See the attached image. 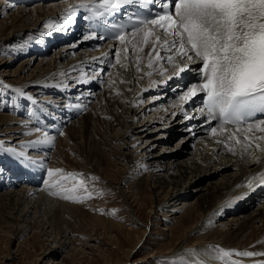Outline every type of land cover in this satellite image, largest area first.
Masks as SVG:
<instances>
[{"label":"bare ground","instance_id":"obj_1","mask_svg":"<svg viewBox=\"0 0 264 264\" xmlns=\"http://www.w3.org/2000/svg\"><path fill=\"white\" fill-rule=\"evenodd\" d=\"M9 1L12 2L14 0ZM9 1L0 0V16L5 15L7 10L11 8V3ZM36 1L37 2L34 3L39 4H33V6L28 9L17 8L18 10L12 12L8 18H3V20L0 21V49L5 48L7 43H10L12 39L20 40V38H24L25 36L28 37L30 34L40 35L41 31L39 30L43 28L50 35L49 26L47 24H56L63 13L65 16L67 10L71 6V3H81V0H62L53 2L52 4H43L44 2L50 0ZM20 2H25L27 4L29 0H20ZM78 28H80V26H78ZM7 30L10 31L7 33ZM81 30L82 28H80V31ZM36 31L39 32L36 33ZM46 31L44 33H46ZM117 42L119 41L109 42L105 46L106 48L104 47L102 54L99 52L100 54L98 53L97 55H93L84 53L82 51L83 53H81L83 55L81 54L76 58H70L65 64H59L57 61H54L52 64V62L42 59V61H45L50 67L45 69V71H42L43 69L40 70L38 65L35 66L34 69H38L37 73L33 71L35 74L32 77L30 76L31 78H20L19 88L27 90L33 89L32 91L35 93L40 91H48L50 93L62 94L64 96H66V93L78 94L77 90H81L82 92L88 91L86 89H89L91 84H99L102 76H100V73L97 75V73L98 71L102 72L103 68H105L107 65V60L111 58L112 51L115 49ZM78 44L74 41V43L71 42L61 46L55 55L59 57H65L70 54L71 50L78 46ZM34 45H32V47ZM139 46L140 45H137V49ZM125 47L129 48L127 53L123 51ZM28 50H30V48ZM150 51L151 45L145 46L143 52L138 51L139 53L136 54V51L134 52L131 50L130 45L125 44L120 50V63L118 64L115 62L113 68L111 69V75L108 76L106 80H104V92L100 95V97H103V108L98 106L92 107L90 110H88L89 117L92 118V121L91 119H83L81 128L76 129L75 126L70 125L66 128L65 132L67 133L70 140H73L77 133H82V135L88 136V132H92L93 137L90 141V143H92V147L88 148L86 156H84L85 159L90 158L92 161L94 160L97 167L98 164H96V161L99 162L105 151H103V149L108 147L107 149H110V153L116 156V160L123 162V167L127 168L126 177H122V182H125L127 180V176L132 174L130 169H132L134 165L140 166L142 171L144 168H148L151 171L150 173H142L141 171L140 173H137V176H139L137 179H135L132 188L137 189V194H139L140 199L141 196L145 194V187H151V189L154 190L156 194H158L157 196L160 197V199L162 198V202H158L157 204L158 211H163L171 206L169 203L171 201L179 199L186 200L190 198V196L197 197L193 205L186 206L187 208L184 209L185 211L177 220V225L182 229V244L178 245L179 247L172 251L171 254L182 255V251L184 249L183 244L189 241L188 239H192V235L199 231H203L204 236L200 239V241L197 239L195 243L200 245V248L204 249L208 256L212 257L210 260L208 259L211 264H217V261H221V259L215 257V253L212 252L214 251V248L210 246L220 245L225 248H230L232 246H244L249 248L250 246H254L256 252H264V203L261 207L257 208V211L251 216L239 217V219L237 218V220L234 221L235 217L243 212V202H247L249 205L256 203L259 201V192L264 193V181L261 180V176H264V139H261V137H264V131H261L258 128H253L251 131H247V126L243 127L242 130L237 133V136H239L242 141V143L238 144L236 143L235 139L228 142V136L233 132H236L237 127L227 128V132L225 133H221L220 128H218L217 134H212L211 136L213 140H209L205 137H199L200 140L205 142L197 143V150L195 152L194 158L192 157L193 159L190 162L181 161L170 165L164 162L161 163L160 156L156 157L157 155L147 154V147L142 149V147H140L137 143V139L134 140L132 136L138 133V131L135 130L137 128L136 125L142 124L144 122L143 119L147 118L145 114L149 111H152L155 105L157 106L156 108H161L160 111H163V114H156L153 123L157 122L159 125H154L152 123L153 128L155 127L163 129L165 125L161 126L160 122L163 120H170V123L173 126H171L172 129H175L178 127V125L179 127H186L188 125L189 127L187 132L189 133L190 128L194 125L193 119L190 123H188L190 120L185 119L184 115L179 116L180 112L183 113L184 110L188 109L187 103L189 101L185 102L181 100L180 96L183 95V92L176 91L174 88H172V94L166 90L167 93L165 98L162 94H155V97L153 96L155 102L150 103V105L144 107L141 110L138 108V104L141 103L143 96L147 95L149 97V95L157 93L161 86H163L164 80L170 76H173V73L176 70L173 64L166 63L164 60H156L154 55L152 57L153 66L149 68L148 53ZM160 51L161 55L164 57H167L170 54L163 50ZM137 56L141 57L139 61L136 59ZM5 59L6 58L0 57V71H4V69L9 67L11 63L9 60L12 58ZM177 60H179V57H177ZM32 62V58H27L22 61L17 67L19 73L25 72ZM137 63H139V71L136 70ZM122 64L127 65V67H121ZM190 67L195 68L197 65H190ZM86 69H95V72H97L96 74L94 73L95 77L88 79V83H77V80L82 76L86 79L88 78L85 76L87 74L85 72ZM149 72L151 75H146V73ZM63 75L68 76L67 78L69 81H72L73 84H70L69 86L66 83H63V81H65ZM74 85L76 86L73 87ZM81 86L84 87L81 88ZM117 92H119V95H117ZM177 95L179 96L180 100L175 99ZM67 111L70 112V109ZM71 114L74 113L71 112ZM188 115L195 116V114L192 113H189ZM33 119H36V123L39 122L37 113H35ZM11 121L12 120L9 117L0 115V132L5 134L10 133L13 130L15 131V129L18 127L12 126ZM16 122H19V119H16ZM113 123L119 126L118 130H121L120 133L117 131V129H111ZM145 126L146 124H143L141 127L144 129ZM196 128H198L200 131L195 135H187L186 138L189 137V139H192L196 138V136H202L205 134L201 131V126L195 125L194 129ZM108 129L110 131L115 130L118 132V137H115L116 134L106 135ZM37 134L39 135V132ZM8 136H10V134H8ZM139 137L137 136L136 138ZM244 137H249L251 139V146H246L247 141L244 140ZM37 139H33V137L31 139H25L23 143V150L27 151V147H29V150L36 149L37 146H31L30 142ZM221 141L227 142V146L225 143H221ZM111 143H118V149L111 148ZM257 145H259V147H257ZM55 148L56 153L54 152V156L57 155V159H62V154L65 155L67 153L66 148L61 146L59 140L55 145ZM125 148L128 150H124ZM229 148H232L233 150L230 151ZM143 150H145V152ZM219 153L223 154L224 156L218 165L214 164V168H218V172L221 173L227 168H230L228 167L230 165L232 166V168H230L231 172L223 174L221 181L219 182L205 185L199 184L195 186L194 184L195 182H198V180L202 183V176L206 175L207 172L206 167L209 164H213V162H215V159H217ZM44 156L47 157L48 155L44 153ZM176 156L177 155H170V157L173 159H175ZM64 161L69 165L68 161ZM175 161L176 160H173V162ZM2 163L6 164V166H10L13 161L7 162V159L2 158ZM51 167H53V165H50V168ZM114 167L116 168L115 172H125V169L122 170L118 168L117 165H114ZM102 171L105 172V176H108L113 175L112 172L114 170L110 171L108 167H105L102 168ZM118 173L117 175H119ZM1 175L5 178L6 173L2 172ZM47 178L48 180H46L43 185L46 187L45 191H48V193L44 195L39 192V195L34 199L32 196L34 195L36 188H33L32 186L23 187L19 190L8 189L0 193V218L2 219V217H4V219H6L7 223L9 224H7L9 231L16 239L22 237L29 227L30 222L27 218L29 217V213H31L30 208L34 207V210H36L35 212H41L42 206H45L44 203L47 199L46 195L50 194L51 191L56 190L49 188L48 184L58 177L48 176ZM249 183L252 185L251 188L249 187ZM11 184L13 185L14 183L12 182ZM3 185L4 184H0V189ZM43 195L45 197H43ZM76 195L78 194L76 193ZM125 198H127V196H125ZM140 200V205H144V198ZM81 202L82 201L78 202V206H72L63 201L54 208V216L56 219L54 216L52 217L55 220L51 221V227L52 229L53 227L57 229L56 234L60 237V239H70L68 234H71L72 232H69V228L72 230V228H75V225H78V227H83L81 223L84 224V222L81 221V219L84 217L83 213L85 210L83 209L84 206L81 204ZM171 210H174L172 213L173 215H176L180 212V210L176 208ZM222 213H226L225 216L236 215L233 216L231 220H229V227L226 230L218 229L213 225L214 221L223 219V217H221V215H223ZM93 219L94 217L92 220ZM88 220H90L89 217ZM97 221L94 222L96 223ZM104 223L105 222H103V224ZM103 224L99 223V225ZM234 224L236 226L232 227ZM93 225L94 228L92 229L95 230L94 232L97 234L100 226L98 224ZM103 227V234L106 235V230H108V227H106V225H103ZM88 230L90 233H87L88 231L84 229V227L81 229L80 234H82V237H89L86 238L88 240H99L94 236L95 233H93L92 230ZM246 251L249 250L246 249ZM203 254L205 256L207 255L205 253ZM152 256H154V254H150L147 257L150 258ZM213 257H215L217 260L214 261ZM258 257V259H264V256ZM244 260L247 261L245 264H250L251 260L248 258Z\"/></svg>","mask_w":264,"mask_h":264},{"label":"rangeland","instance_id":"obj_2","mask_svg":"<svg viewBox=\"0 0 264 264\" xmlns=\"http://www.w3.org/2000/svg\"><path fill=\"white\" fill-rule=\"evenodd\" d=\"M58 1H62V0H52V1L50 0L44 2L43 4H52L53 2H58ZM9 2L11 3V8L7 10L5 15L0 16V21H2L3 18H8V16L11 15V13L14 12L15 10L17 11L18 9H22V8L28 9L32 7L33 4H39V3H34L37 2L36 0H29L27 4L25 2L21 3L20 0H16V2L18 3H16L15 0ZM62 15L64 16V13ZM69 19H71V16L69 17ZM61 21L62 19L59 18L56 24L54 23L47 24L49 26V30L51 31L50 34L52 38H54V40H57L60 37L57 36L58 33H56L58 29L54 27L62 25ZM78 26L80 25H77L76 33L78 32L82 33V31H80V28H78ZM9 31L10 30H7V33ZM39 31H41L40 35L27 34L28 37L25 36L26 38L22 36L24 38H20V40L12 39L10 43H7L5 48L0 49V57L6 59L12 58L11 60H9V62H11L9 67L4 69V71L3 70L0 71V83H2L3 85L11 86L9 88H0V115L9 117L12 120L11 125L14 127H18L15 129V131L13 130L10 133L4 134L0 132V141L4 142L3 149L0 148V154L4 155V157H9L7 158V162L14 161L12 156L22 151L24 153L25 159L30 158L29 155H28L29 158L27 156L28 153L24 152L23 150L24 140L26 138L31 139V137H35L36 135L39 136L41 133H39L38 135L37 134L38 132L36 133V131H34V128L32 129L27 114L34 107L47 108L49 105L48 103L53 102L52 100L55 99V97H53L52 94L48 91L47 92L40 91L38 93H35L32 91L33 89L27 90L23 88L22 90H24L26 95L23 97L19 96L16 92H14L16 88H19V84H20L19 79L20 78L22 79L24 77L29 78L30 76L32 77L38 71L37 68L36 70L34 69V67L37 65L40 70L43 69L42 71H45V69L50 67L47 65L45 61H42V59H46L49 62H52V64L54 63V61H57L59 64L60 63L65 64L70 58L71 59L76 58L77 56L81 55L83 52L93 55H97L99 52H101L102 54V51L106 46V43H104L98 47H92L90 46L91 38L88 40H84L83 37L78 36L73 40V43L74 41L77 42V44L79 43L78 46L72 49L70 54H68L67 56L59 57L55 55L56 52L60 49L61 46L70 43L71 41V38H69L70 36H66V39H68V43L66 41L65 42L59 41L57 43V46L54 47L55 44L52 41H50L51 40L50 38H47V41H44L46 39V36H48L47 33H44L46 30H44L43 28L40 29ZM39 31H36V33H38ZM63 33H66V31L64 30ZM40 43H44V44L49 43L48 48L50 47H54V48H51L47 54H46L47 51L44 49L42 45L38 46L40 50L38 48L33 50L34 47H32V45L34 44L39 45ZM123 46L124 45L120 44V42H117L115 45V49L112 51L111 57L116 58L117 51L115 50L116 49L121 50ZM29 48L30 50H28ZM135 53L138 54L139 53L138 50ZM120 57H121V53H120ZM27 58L33 59V62L30 65L31 67L29 66V68L25 72L19 73L17 67L21 64L22 61H24ZM115 62L116 61H114L113 65L111 64V67H107L108 66L107 64L103 69H107V68L110 69L103 70L102 71L103 73L99 71L97 73L95 72V69L85 70V72L87 73L85 76L88 77L87 79H92L93 77H95L96 73L97 75L100 73V76H102L101 78L103 79H100L101 81L99 82V84H91V87L89 89H86L88 91L85 92L90 93L92 95V98H88L89 99L88 102H82V106L83 107L85 106V111L84 110L82 111L79 108L77 112H74L72 109H70V113H69L70 118L71 116L76 115L78 113L81 114L71 119V121H69L66 124L62 132L63 134L60 135L56 139V141H54L56 145L59 140L61 146H64V148H66L67 153L65 155L62 154L64 156V157L62 156V159L59 158L57 159V155L54 156L56 153L55 152L56 148L51 147L48 153H46L48 156L45 157V160L48 161L50 165H53V167H51L52 169L55 168L63 169L65 174L68 172L83 174V178L85 180V186L87 190L92 192L93 194L91 198L84 199L81 202V204L84 206L83 209L85 210V212L83 213L84 217L82 219L79 217L78 218L84 222V224L81 223V225H83L84 229L88 231L87 233H90L88 229L92 230V232L95 233L94 232L95 230L92 229L94 228L93 224L99 225V223L103 224V222H105L103 225L104 226L106 225V227H108V230H106L107 231L106 235L103 234L104 231L103 225H99L100 229L98 228L99 230L97 234L96 233L94 234V236L97 237L99 240H88L86 238L89 237H82V234H80L81 233L80 231L83 227L79 226L81 228L80 229L78 225H75L74 226L75 228H72V230L71 228H69L70 229L69 232H72L71 234L68 232L69 233L68 236L70 237V239L68 238L60 239V237L56 234L57 229H55L54 227L52 229L51 227L52 226L51 221L56 219L54 216V208L63 201L67 202L69 205L72 206L75 205L78 206V202L63 199L60 196L58 197L47 194L46 195L47 199L45 200L44 203L45 206H42L41 212H35L36 210H34V207L30 208L31 213H29V217L27 218L28 221L30 222L29 227L22 237L16 239L14 235H12V233L9 231L8 228L9 224L7 223L6 219H4V217H2V219L0 218V223H1L0 224L1 225L0 226V264H179V261L181 260L190 262L194 259L204 261L206 262V264H211L209 260L212 257L208 256V254L204 251V249L200 248L201 246L195 243L197 239H199L198 241H200V239L204 236L203 231L194 233L192 235L193 238L188 239L189 241L183 244L184 249L182 252L184 254L182 252H181L182 255L171 254L172 251H174L179 247L178 245L182 244L181 241L182 229L180 226L177 225V220L185 211L184 209L187 208L186 206L194 204V202L197 199L196 196H190V198L186 200L179 199V200L171 201L169 202L171 206H169L163 211H158L157 204L158 202L159 203L162 202V198L160 199V197L157 196L158 194H156L155 191L151 189V187L146 186L147 188L145 187L144 189L145 194L140 198V199L144 198L145 203L144 205H140L141 202H139L140 199H139V194H137L138 191L137 189L132 188V185L134 184L135 179H137L139 176V175L137 176V173H140V171L142 173L151 172L148 168H144V170L142 171L141 170L142 168L140 166L134 165L132 169H130L132 174L127 176V180L125 182H122L121 181L122 177H126L127 168L123 167V162L116 160V156L110 153V149H107L108 147L106 149H103V151L104 150L105 151L103 153V157L101 156L99 162L96 161V164H98L97 167L95 165L94 160L92 161V159L90 158L85 159L84 156H86V152L88 151V148L92 147V143H90L93 137L92 132L91 133L88 132V136H84L82 135V133L81 134L77 133L76 137H74L73 140H70L67 133L65 132L66 128L69 127L70 125L75 126L76 129L81 128L83 119H87V120L91 119L92 121V118L89 117V111H88L92 107L98 106L100 108H103L104 106L102 103L103 97H100V95L103 94L104 92L103 91L104 90L103 87H105L104 80H106V78L111 75L112 73L111 69L113 68ZM67 77L68 76L63 75V78L65 80L63 81V83H66L67 85L70 86V84L73 83L72 81H69ZM75 86L76 85H74L73 87ZM83 87L84 86H81V88ZM77 91H81V90H77ZM166 93H167L166 90H161V91L158 90L157 93H153L152 95H149V97L147 95L143 96V98L141 99V103L138 104V108H140L141 110L144 107L150 105V103L155 102L153 99L155 97V94H162L164 95L165 98ZM53 94L59 95L56 93ZM75 94L72 93L70 94V96L74 97ZM27 97H32L33 99L30 100ZM175 99L180 100L179 96L178 98L175 97ZM35 100H37L38 103H41V105L36 104L37 105L36 106L33 103ZM8 105H12L14 108L6 109L9 107ZM156 107L157 106L155 105L152 111H149L145 114L147 118L143 117L144 122L142 124L136 125L137 128L135 130L138 131V133L134 134V136L136 137L141 136V137L136 138L132 136V138L134 140L137 139L136 141L139 144V146L142 147V149L144 147H147V154L157 155L156 157L160 156L161 163L164 162L171 165L181 161L190 162L194 158L195 152L197 150V143L205 142L203 140H200L199 137L200 138L205 137L209 140H213V138L211 137L212 133L204 134L202 136H196V138H192V139H189V137L186 138L187 135L190 136L187 130L184 131L183 129H180L179 125L175 129H172L173 126L170 123V120L168 121L163 120L160 122L161 126L165 125L163 129L155 128V127L153 128L152 123L155 119L156 114L158 113L163 114V111H160L161 108L159 107L156 108ZM71 112H73L74 114H71ZM34 115L33 116L29 115V117L33 119ZM16 119L17 120L19 119V122H16ZM143 124H146L144 129L143 127H141ZM153 124L159 125L157 122ZM113 128L117 129V131H119L120 133L121 130H118L119 126L116 125L115 123H113V125L111 126V129ZM119 133L116 132L115 130L110 131L108 129L106 135L116 134L115 137H118L117 134L119 135ZM8 134H10V136H8ZM39 137H43V136H39ZM118 146H119L118 143H113V144L111 143V148L118 149ZM8 148L15 149V152H8L4 150ZM124 150H128V149L125 148ZM145 150L143 151L145 152ZM29 152H31L30 155L41 154V153H36L34 151H29ZM170 155H177V156L175 159H173L170 157ZM223 156H224L223 154L219 153V156H217L215 162H213V164L212 163L209 164L206 167L207 172L206 175L202 176L203 178L202 183L198 180V182H195L194 184L195 186L199 184L205 185L214 182H219L221 181V177L223 176V174L231 172L230 168H232V166L230 165L228 166L230 168H227L221 173L218 172V168L217 169L214 168L216 164L218 165L220 163ZM14 157H16L17 159L19 156H14ZM64 160L68 161L69 165L65 163ZM173 160L176 161L173 162ZM5 165L6 164H4V166ZM114 165H117V167L122 170L125 169L124 170L125 172L123 173L115 172L116 168L114 167ZM105 167H108L110 171L114 170L112 172L113 175L105 176L106 175L105 172L102 171V168ZM117 173L119 175H117ZM93 177L97 179H92ZM46 180H48V178H46ZM78 180L79 177L76 180H69L67 182H64L63 186L70 188L73 186V184L78 183ZM44 182L45 181H42L43 184ZM0 184L1 185L4 184L2 180L0 181ZM24 187H28V186H24ZM21 188H22L21 186H18L16 190H19ZM33 188H36L35 189L36 191L32 196L33 199L39 195V192L44 195L48 193V191L47 192L45 191L46 187H44L45 189L37 188V187H33ZM4 191H6V189H1L0 193ZM259 193H260V195L258 196L259 201L251 205H249V203L247 202H243L244 204L243 212L237 216L236 215L225 216L226 213H222L223 215H221V217H223V219L214 221L213 222L214 227H217L218 229L221 230H226L229 227V220H231L233 216H236L234 220L236 221L237 218L239 219V217H247L254 214L257 211V208L261 207L262 204L264 203V193L263 192H259ZM77 194L83 196L86 195V192L84 191V188H80ZM44 195L43 197H45ZM125 196H127V198H125ZM173 208L179 209L180 212L177 213L176 215H173L172 213L174 212V210H171ZM53 216L55 219L52 218ZM92 216L94 217L93 220H92L93 218ZM88 217L90 220H88ZM94 221L97 222L95 223ZM235 226L236 225L234 224L232 227ZM218 246L225 250L246 251V249H248L249 251L256 252L254 246H250L249 248L248 247L246 248L244 246L243 247L232 246L230 248H225L220 245ZM212 252L215 253V257L221 255L215 250ZM203 253L207 255L205 256ZM150 254H154V256L148 258L147 256ZM215 257H213L214 261L217 260ZM246 258L251 260L250 264H258V262L264 260V259L262 260L258 259L259 258L258 256L244 257L233 254L230 257H224L223 259H221V261L218 260L217 264H230V262L233 260L238 261L239 264H245V262L247 261H245L244 259Z\"/></svg>","mask_w":264,"mask_h":264},{"label":"snow or ice","instance_id":"obj_3","mask_svg":"<svg viewBox=\"0 0 264 264\" xmlns=\"http://www.w3.org/2000/svg\"><path fill=\"white\" fill-rule=\"evenodd\" d=\"M125 5H134L141 11L132 13L125 25H111L115 39L122 45H130L134 52H143L145 46L151 45L148 67L153 66V55L156 60L173 64L176 70L169 79L180 77L186 71L193 72L195 82L185 86L181 100L188 102L200 96V111L202 114L206 111V122L211 125L212 121H218L221 133L227 132L225 125H236V132L228 136V142L235 139L236 143H242L237 133L242 130L239 126L244 124H247V131L253 128L264 131V0H81L79 5L70 6L67 11L72 15L77 8L87 9L93 17L104 18L118 12ZM145 5L150 7L145 10ZM66 23L71 24L72 21L68 19ZM89 38L105 39L95 34L85 37ZM137 45H140L138 49ZM158 49L170 54L164 57ZM116 51V62L119 64L120 50ZM123 51L127 53L129 48L125 47ZM136 59L139 61L141 57L137 56ZM190 65L197 67L192 68ZM121 67L126 68L127 65L122 64ZM136 70H140L139 63ZM88 82L83 76L77 80V83ZM9 87L0 83V88ZM15 91L21 97L26 95L20 88ZM183 115L188 120L196 119L186 111ZM34 131L41 132V129L36 128ZM210 132L217 134V127L211 126ZM244 140L247 141L246 146H251L249 137H244ZM53 142L45 132L44 138L32 141L30 145H51ZM3 143L0 141V148H3ZM221 143L227 146V142ZM4 150L15 152L13 148ZM17 155L24 156V153ZM28 163L44 167L42 161L35 159L29 158ZM46 171L49 177H58L48 184L49 188L58 189L51 191L50 195L78 202L91 198L93 193L87 190L83 174H65L60 168H48ZM78 177V183L72 187L63 186L65 181L76 180ZM261 180L264 181V176H261ZM249 187H252L251 183ZM80 188H84L86 195H76ZM210 247L221 254L218 259L233 254L244 257L264 256V252ZM179 264L206 262L194 259L190 262L181 260ZM230 264L239 262L233 260ZM258 264H264V261Z\"/></svg>","mask_w":264,"mask_h":264}]
</instances>
